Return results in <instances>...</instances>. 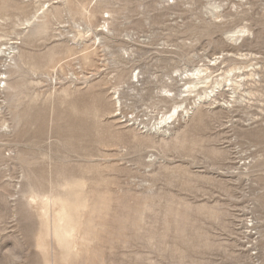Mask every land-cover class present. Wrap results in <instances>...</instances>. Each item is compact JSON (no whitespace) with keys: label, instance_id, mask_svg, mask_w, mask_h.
Segmentation results:
<instances>
[{"label":"rangeland","instance_id":"rangeland-1","mask_svg":"<svg viewBox=\"0 0 264 264\" xmlns=\"http://www.w3.org/2000/svg\"><path fill=\"white\" fill-rule=\"evenodd\" d=\"M1 45L0 264H264V74L143 129L188 68L264 64V0H0Z\"/></svg>","mask_w":264,"mask_h":264},{"label":"bare ground","instance_id":"bare-ground-1","mask_svg":"<svg viewBox=\"0 0 264 264\" xmlns=\"http://www.w3.org/2000/svg\"><path fill=\"white\" fill-rule=\"evenodd\" d=\"M212 7L213 13L215 14V11H218L220 5L213 4ZM41 9H43V7L39 8V10ZM219 13L216 12L215 15L219 17ZM34 17H36V14H34L33 18ZM248 32L249 29L246 26H239L227 31L226 34L229 39L237 43L241 40L243 42ZM79 33H81V31H79ZM8 50L10 51L9 56L13 59L11 47L4 49L2 45L0 46V57L6 56ZM222 54L224 60H222L221 63H226L225 57H235L240 61H234L227 65L225 64L223 67L219 66L213 68L219 63L218 60H220L221 56L219 55V57L217 56L214 57V59H210L208 63H202L198 66L188 68L184 72L186 74H181V80H185L182 87H185V89L182 88L183 90L179 91V96L184 95V98H182L181 101H176L172 109L161 116L158 121L151 126L149 123L144 122L143 129H147V131L153 130L154 132L162 133V135L166 136L170 132L172 124L175 121L181 116H190L195 107L201 103L209 105L210 107H221L230 112H233L236 107L243 105L251 106L253 101L258 98V89H256L255 86L262 81L261 74H264L263 61L255 60L256 58L248 59L246 56L247 54L243 52H228ZM87 58L89 59L90 56L88 55ZM133 76L135 77L134 74H132V78ZM165 91V96L172 95L171 89H166ZM117 93L118 91L114 92V97ZM189 97H191L192 101L187 104L186 102ZM117 100V102H120V96L117 97ZM66 226L68 230L65 232V235L68 236L67 234H69L73 236L76 229L71 225V221H67ZM60 227L61 225L58 226V228Z\"/></svg>","mask_w":264,"mask_h":264}]
</instances>
